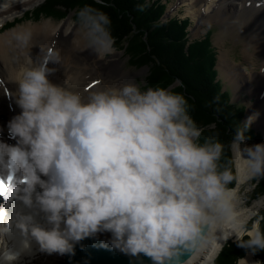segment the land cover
<instances>
[{"label":"clouds","instance_id":"1","mask_svg":"<svg viewBox=\"0 0 264 264\" xmlns=\"http://www.w3.org/2000/svg\"><path fill=\"white\" fill-rule=\"evenodd\" d=\"M74 23L98 58L117 52L112 20L101 8L83 5ZM32 39L30 30L16 36L21 48ZM59 63V52L49 48L28 60L31 66L17 81L21 112L8 124L16 144L0 141V182L6 186L0 264H16L32 241L41 252L65 255L74 253L76 243L105 232L111 233L113 248L143 254L153 264H191L233 235L239 247L264 251V216L244 230L247 239L236 232L238 189L229 185L237 175L222 164L224 145L218 139L201 142L205 128L189 114L184 95L127 83L85 97L50 81L58 69L49 64ZM254 119L239 124L231 147L246 163L248 178L259 180L264 143L247 146L245 135ZM15 201L28 211L13 209ZM13 226L20 233L19 248L9 243ZM185 254L190 258L182 261ZM237 264L249 261L240 258Z\"/></svg>","mask_w":264,"mask_h":264},{"label":"bare ground","instance_id":"2","mask_svg":"<svg viewBox=\"0 0 264 264\" xmlns=\"http://www.w3.org/2000/svg\"><path fill=\"white\" fill-rule=\"evenodd\" d=\"M42 1L44 0H0V28L8 20L24 14V12L34 8ZM247 1L181 0L182 3H186L189 6L187 8L188 13L193 18H197V32L206 23L217 21L221 25V30L218 35L220 42L227 37H235L245 47L244 53L247 61L255 55L249 50V47H253L256 55L263 58V70L251 79L252 83L248 81L249 78L247 77V72L243 71V66L233 65V61L229 59L227 52H221L219 59V66L225 75L231 79L235 86V92L240 93L246 91L252 95L257 90L256 93H259L261 98L259 99V103L256 105L252 103L249 110L255 115L257 126H261L264 125V8L256 11L246 10L242 5ZM25 30H30L33 33V39L29 47L21 48L18 46L16 36ZM49 48L58 51L60 54L59 65L50 64L49 66L50 68L58 69L55 74L49 77L50 81L56 85L65 86L70 90L79 91L85 97H87L89 91H97L107 86L122 87L127 83L137 85V75L143 74L145 76V69L148 71L147 77L145 78L146 88L161 87L154 79L157 73H152L149 65L137 66L143 70L135 74L132 71L125 70L124 64L120 60L121 54L119 52L112 55L110 59L98 58L91 49L87 48V42L82 36L77 34V28L71 17L59 25L54 24L50 20H46L41 24L28 23L0 33V136H9L8 124L21 112V109L16 103V93L18 90L17 81L22 75V69L31 66L28 64L29 59L36 61L37 57H42ZM126 49L124 48L123 50L129 56L133 57L130 51ZM132 64L134 67V62ZM173 87H170L169 90ZM210 122H213V120L211 119ZM216 137L218 138L217 135ZM220 138H222V135ZM261 143H264V139H262ZM15 144L16 141L13 145ZM234 153L236 158L237 182L233 188L238 189L236 209L238 212L237 219L239 221V224L236 226V232L242 236L245 234L244 230L248 227V223L252 221L250 218L255 215L254 211L263 204V200L253 202L251 207L245 208L242 206L244 203L241 201L240 194L242 188L250 179L248 178L246 163L235 149ZM261 178L259 180L255 179L256 183ZM257 186L254 187L255 190ZM261 186L263 185L261 184ZM248 220L249 222L247 223ZM231 227L226 226V229L230 230ZM96 236L108 243L112 239L111 233L107 232L99 233ZM230 239H236V236L233 235ZM221 243L224 245L223 241ZM220 249L221 247L219 245L207 249L192 258L191 264H212ZM33 252L44 254L43 256L39 255L40 258L36 259L30 253L26 260L32 264H69L66 254L60 255L58 253L48 254L41 252L39 246H34ZM244 258L249 261V264H256L257 262L254 259L253 253H249Z\"/></svg>","mask_w":264,"mask_h":264},{"label":"trees","instance_id":"3","mask_svg":"<svg viewBox=\"0 0 264 264\" xmlns=\"http://www.w3.org/2000/svg\"><path fill=\"white\" fill-rule=\"evenodd\" d=\"M85 4L101 8L110 16L115 46L124 49L123 44H126L133 55L131 57L134 58V65H137V62L139 63L137 66L149 65L151 72L157 73H154L156 75L154 79L163 88L169 89L176 84L170 90L184 95L191 109L189 114L198 125L205 128L201 142L208 134L214 136L223 145H228L227 147L224 145L223 159L225 161L222 160V163L225 162V165L233 169L231 141L235 129L239 124H243L244 108L232 105L228 94H224L221 85L216 82L215 55L209 41H197L188 46L187 24H181L178 21L171 24L160 23L164 8L150 7L139 0H103L102 4H97L95 0H47L44 5L35 10L34 15L36 18L46 15L62 20L70 12H77ZM141 6L144 8L143 11H140ZM179 81L181 83L177 84ZM211 119L214 123L210 122ZM221 135L222 138H220ZM245 135H248L250 137L248 140L252 141L258 138L251 128ZM234 184L235 181L229 187H233ZM258 189L257 197L264 194L262 178L258 183ZM260 213L264 216V210ZM252 223V221L248 223V229L251 228ZM260 227L264 230V222ZM250 251L239 247L237 242H231L224 248L217 262L218 264H235L236 260ZM255 256L262 259L264 264V251L256 252Z\"/></svg>","mask_w":264,"mask_h":264},{"label":"rangeland","instance_id":"4","mask_svg":"<svg viewBox=\"0 0 264 264\" xmlns=\"http://www.w3.org/2000/svg\"><path fill=\"white\" fill-rule=\"evenodd\" d=\"M45 1V0H44ZM44 1H42L41 3H43ZM169 8H171V5H173L174 4V2H175V0H169ZM40 3V4H41ZM40 4H38L37 6H35L34 8H32V9H30V10H28V11H26V12H24L25 14L27 13L28 14V12H30V11H33L36 7H38ZM187 8H189V6H187ZM187 8H186V12H187ZM175 12V11H174ZM174 12H171L170 14L173 16L174 15ZM184 12H185V10H183L181 13H180V15H178V16H180L181 18H183L182 16H186L185 14H184ZM25 14H22V15H19V16H17L16 18H21L23 15H25ZM184 14V15H183ZM188 14V13H187ZM190 16H191V14H189ZM72 16V20L75 22V20H74V15H71ZM71 16H69V17H71ZM68 17V18H69ZM192 18H193V16H191ZM67 18V19H68ZM196 18V17H195ZM195 18H193V20H195ZM67 19H64V20H62V21H57V20H55V19H42L41 21H26V22H23V23H20V24H18L17 26L19 27V25L20 26H23V25H26V24H28V23H33V24H41V23H43L44 21H46V20H50L51 22H53L54 24H56V25H59V24H62L63 22H65ZM11 21V20H10ZM196 23V21H193V25ZM21 24H23V25H21ZM210 24V23H209ZM209 24H206V25H209ZM74 25H75V27L77 28V25L74 23ZM17 26H15V27H17ZM195 26H196V24H195ZM14 27V28H15ZM13 29V28H12ZM196 29H198V27L196 28ZM196 29H194V31L196 30ZM219 29H220V26H219ZM219 29H217L216 30V33H215V35H214V43H216L215 45H217L218 46V48H219V50H220V52H219V55H218V62H220L219 61V59H220V55H221V52H227L228 53V57H229V59H231L232 61H233V65H235L236 63V65H240V66H243V71H246L247 72V77L249 78V82H251L252 83V81H251V79L252 78H254V76H256L257 74H258V72H262V70H263V65H262V63H263V58L260 56H258V55H256V52L254 51V48L253 47H249V50L251 51V52H253L255 55L253 56V58L252 59H250L249 61H247L246 60V57H245V47L243 46V44L241 43V42H236V40L232 37H227L226 39H224V40H222L221 42L218 40V32H219ZM9 31V30H8ZM194 31H192V33H191V36H192V38L193 39H195V38H200V37H202L203 35H204V31L203 32H199V35L196 33L197 32V30H196V32H194ZM6 32V31H5ZM192 39V40H193ZM52 41H53V39H52ZM52 41H51V43H52ZM218 41H219V45H218ZM115 45H116V43H115ZM124 45V48L126 49L127 48V45L126 44H123ZM116 47V46H115ZM116 49H117V52H119L120 54H121V56H120V60L123 62V64H124V68H125V70H129V71H132L133 73H139L140 71H142L143 69H140L139 67H137V65L139 64L138 62H137V65H134V67L132 66L133 64V62H134V58L132 59V57L131 56H129L128 55V53H126V51H124L123 49H121L120 47L119 48H117L116 47ZM126 50H128V49H126ZM126 53V54H125ZM110 57H112V56H109V57H107L108 59H110ZM131 57V58H130ZM218 69H220L219 70V79H221L222 81H223V83H224V88L225 89H230L232 92H233V96H234V100L235 101H240L242 104H245L247 107H248V109H247V115H246V118H245V122L248 120V118L249 117H254L255 115L253 114V113H251V111L249 110V108H250V105L252 104L251 102H250V100H252V98L253 97H251V96H253V95H255L256 94V92H257V90H256V92H254L252 95L251 94H249V93H244V91H242L244 94H236L237 92H234L235 91V86H233L234 84L232 83V81H231V79H229L226 75H225V73L223 72V70L220 68V66H219V63H218ZM145 76L143 75V74H138L137 75V79H138V81H137V85L141 88V90L143 91V90H146L147 88H146V84H145V78L147 77L146 75L148 74V71H147V69H145ZM247 81V82H248ZM226 90H223V92H225ZM238 95L237 97H236V95ZM255 99H253V100H255L256 101V98H258V96H255L254 97ZM259 99H261L260 98V95H259V98H258V100ZM231 102V101H230ZM256 105V104H255ZM251 126L255 129V130H257L260 134H262V136H263V138H264V125H261V126H257V123H256V118L254 119V121H253V123L251 124ZM248 143H249V145H248ZM255 144H260L259 142H252V140L250 141V140H247L246 141V145L247 146H252V145H255ZM231 155H232V158H231V160H232V165H233V170H234V174H236L237 175V171H236V158H235V153H234V149L231 147ZM262 180H264V178L262 177ZM234 181H236V180H234ZM258 183L259 182H257L256 183V181H255V179H253L252 181H251V179L248 181V183L242 188V191H241V194H240V198H241V201L244 203L242 206L243 207H245V208H247V207H251L252 205H253V202H255V201H259V200H263V204L259 207V208H257L256 209V211H254V213H255V215L252 217V218H250V219H252V221H254V219H257L258 218V216L260 215V214H258L259 212H261V210L263 211L264 210V194L263 195H261V196H259V197H257V195H256V192H257V187H256V190L254 189V187L256 186V185H258ZM254 190V191H253ZM259 190V189H258ZM254 197H256V198H254ZM249 222V220L247 221V223ZM246 223V224H247ZM233 240H235V239H232V241ZM255 259V258H254ZM256 260V259H255ZM256 261H259V260H256ZM260 262V261H259ZM260 264H261V262H260Z\"/></svg>","mask_w":264,"mask_h":264},{"label":"water","instance_id":"5","mask_svg":"<svg viewBox=\"0 0 264 264\" xmlns=\"http://www.w3.org/2000/svg\"><path fill=\"white\" fill-rule=\"evenodd\" d=\"M236 182L237 180L234 186ZM258 214L261 216L260 212ZM66 257L69 264H153L151 258L143 254L131 256L111 246L104 245L96 239L82 240L76 243L74 253L66 254ZM189 257L190 254H185L181 259L186 261Z\"/></svg>","mask_w":264,"mask_h":264},{"label":"snow or ice","instance_id":"6","mask_svg":"<svg viewBox=\"0 0 264 264\" xmlns=\"http://www.w3.org/2000/svg\"><path fill=\"white\" fill-rule=\"evenodd\" d=\"M6 192V186L0 182V196H2Z\"/></svg>","mask_w":264,"mask_h":264}]
</instances>
